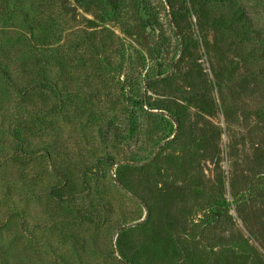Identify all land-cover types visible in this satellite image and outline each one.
Returning <instances> with one entry per match:
<instances>
[{"label": "rangeland", "instance_id": "obj_1", "mask_svg": "<svg viewBox=\"0 0 264 264\" xmlns=\"http://www.w3.org/2000/svg\"><path fill=\"white\" fill-rule=\"evenodd\" d=\"M55 1L31 36L0 0V264H264V60L231 11Z\"/></svg>", "mask_w": 264, "mask_h": 264}, {"label": "trees", "instance_id": "obj_2", "mask_svg": "<svg viewBox=\"0 0 264 264\" xmlns=\"http://www.w3.org/2000/svg\"><path fill=\"white\" fill-rule=\"evenodd\" d=\"M118 1L120 0H108L109 4L113 7L118 6ZM261 2L264 5V0H261ZM215 3L217 5L219 3L223 12L231 11L230 15L233 23L241 27L240 32L242 33L240 34L239 39L248 44L249 47L253 48V55L255 58L264 60V49H261L258 43L260 39L257 31L251 28L252 23L248 14L244 10L242 0H214V4ZM1 4L4 8H8L9 5H13L12 9L20 17V24L22 25V28H24V30L31 36L35 35V29L47 28L50 30L54 25V17H51V14L55 13V0H1ZM150 52L155 58H157L158 55H161V49L156 45L150 48ZM183 52L184 49L182 50L176 63H180L183 59ZM0 73L4 74L7 78H11L13 81V78L17 77L15 74L18 73V71L16 69H11L8 63L5 62L3 65L0 64ZM39 82L41 84L51 83L49 76H45L43 78L41 77ZM144 101L145 100H142V102Z\"/></svg>", "mask_w": 264, "mask_h": 264}]
</instances>
